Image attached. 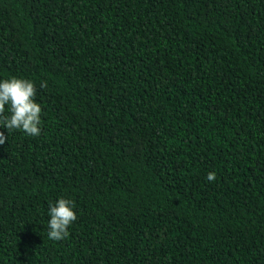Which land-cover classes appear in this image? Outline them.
Listing matches in <instances>:
<instances>
[{
    "label": "trees",
    "instance_id": "obj_1",
    "mask_svg": "<svg viewBox=\"0 0 264 264\" xmlns=\"http://www.w3.org/2000/svg\"><path fill=\"white\" fill-rule=\"evenodd\" d=\"M11 77L41 134L0 128V264H264V0H0Z\"/></svg>",
    "mask_w": 264,
    "mask_h": 264
},
{
    "label": "clouds",
    "instance_id": "obj_2",
    "mask_svg": "<svg viewBox=\"0 0 264 264\" xmlns=\"http://www.w3.org/2000/svg\"><path fill=\"white\" fill-rule=\"evenodd\" d=\"M43 86V85H42ZM36 86L28 79L11 77L0 79V113L7 109L8 115L0 118V125L7 131L19 130L37 137L41 134V105L36 102ZM7 137L0 132V145ZM213 175L209 174V179ZM47 237L51 241H62L69 237L68 229L76 221L75 204L67 198L50 202L47 210Z\"/></svg>",
    "mask_w": 264,
    "mask_h": 264
}]
</instances>
